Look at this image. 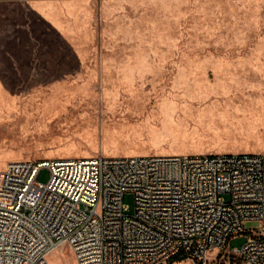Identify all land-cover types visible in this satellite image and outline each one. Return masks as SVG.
<instances>
[{
  "label": "rangeland",
  "instance_id": "374dc122",
  "mask_svg": "<svg viewBox=\"0 0 264 264\" xmlns=\"http://www.w3.org/2000/svg\"><path fill=\"white\" fill-rule=\"evenodd\" d=\"M22 14L37 22L0 10V171L26 160L264 154V0H104L67 39L17 27ZM50 178L42 169L37 181ZM123 201L134 213V195ZM49 263L76 261L65 247Z\"/></svg>",
  "mask_w": 264,
  "mask_h": 264
},
{
  "label": "built area",
  "instance_id": "2783aa9c",
  "mask_svg": "<svg viewBox=\"0 0 264 264\" xmlns=\"http://www.w3.org/2000/svg\"><path fill=\"white\" fill-rule=\"evenodd\" d=\"M42 169L47 184L37 181ZM249 222L258 229L246 231ZM241 234L247 242L229 250ZM65 247L76 264H264V154L9 164L0 171V264H50Z\"/></svg>",
  "mask_w": 264,
  "mask_h": 264
},
{
  "label": "crops",
  "instance_id": "0c3cea01",
  "mask_svg": "<svg viewBox=\"0 0 264 264\" xmlns=\"http://www.w3.org/2000/svg\"><path fill=\"white\" fill-rule=\"evenodd\" d=\"M104 0H0V10L22 9L25 13H30L37 22L32 24V20L24 15L23 23H17L27 32L35 25L38 29L35 32L42 35L53 36L56 31L60 36L65 37V33L71 27L78 26L83 20L86 21L91 16V10L95 5L102 7ZM18 16V15H16ZM71 21L73 24H71ZM30 38V37H29ZM66 38V37H65ZM67 39V38H66Z\"/></svg>",
  "mask_w": 264,
  "mask_h": 264
}]
</instances>
